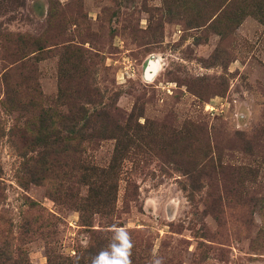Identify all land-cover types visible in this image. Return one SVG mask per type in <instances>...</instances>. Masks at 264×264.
Here are the masks:
<instances>
[{"label":"rangeland","instance_id":"374dc122","mask_svg":"<svg viewBox=\"0 0 264 264\" xmlns=\"http://www.w3.org/2000/svg\"><path fill=\"white\" fill-rule=\"evenodd\" d=\"M112 226L132 264H264V0H0V264Z\"/></svg>","mask_w":264,"mask_h":264},{"label":"clouds","instance_id":"9594fccd","mask_svg":"<svg viewBox=\"0 0 264 264\" xmlns=\"http://www.w3.org/2000/svg\"><path fill=\"white\" fill-rule=\"evenodd\" d=\"M111 236L106 248L95 255L89 253L87 257L76 256L73 264H80L84 259L85 264H132V241L126 229L112 226ZM87 248V245H85ZM151 264H164L162 257H154Z\"/></svg>","mask_w":264,"mask_h":264}]
</instances>
